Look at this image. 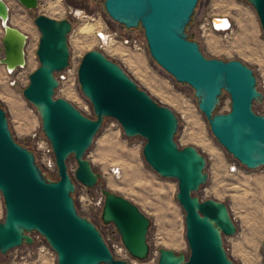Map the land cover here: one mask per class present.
I'll return each mask as SVG.
<instances>
[{"label":"water","instance_id":"water-1","mask_svg":"<svg viewBox=\"0 0 264 264\" xmlns=\"http://www.w3.org/2000/svg\"><path fill=\"white\" fill-rule=\"evenodd\" d=\"M34 9L37 0H16ZM255 12L264 33V0H244ZM198 0H103L108 17L125 28L142 29L149 56L164 71L191 87L196 107L222 148L248 169L264 165V115L253 102L263 98L252 69L238 59L205 57L184 31ZM37 66L29 72L22 97L35 110L40 131L49 144L56 178H48L34 154L17 143L0 106V255L23 244L32 245V233L41 236L54 253V264H131L112 255L96 226L80 215L71 197L74 180L93 187L99 174L85 158L104 118H113L127 138L143 139L141 156L162 178L176 181L175 199L182 208L187 253L159 247L156 264H233L222 245L235 226L227 206L199 199L195 193L207 179L205 157L192 145L174 140L178 119L140 88L123 67L97 49L86 51L76 68L78 90L93 117L56 96V73L69 64L68 19L37 14ZM2 64L7 72L25 65L27 36L9 22V7L0 0ZM228 94L226 112H216L219 96ZM75 162L73 178L67 159ZM99 218L111 224L128 255L137 262L149 255L146 235L150 220L128 199L106 188ZM264 264V240L261 242Z\"/></svg>","mask_w":264,"mask_h":264},{"label":"rangeland","instance_id":"rangeland-1","mask_svg":"<svg viewBox=\"0 0 264 264\" xmlns=\"http://www.w3.org/2000/svg\"><path fill=\"white\" fill-rule=\"evenodd\" d=\"M4 1L9 7L10 24L25 33L27 38L23 67L7 72L0 64V106L5 112L13 139L33 152L37 165L45 175L50 179L56 178L54 163L52 167L45 164L47 157L53 159L51 150L40 131L35 110L21 95L29 72L37 66L33 48L39 34L32 22L37 14L71 22L67 35L69 64L65 70L56 73L59 85L55 95L93 117L88 102L78 90L76 68L79 60L86 51L97 49L119 63L140 88L177 116L178 127L174 135L177 145H192L205 157L207 179L195 195L199 199L211 198L227 206L235 232L231 236H222V245L233 264H263L264 165L248 169L222 148L197 109L191 87L175 81L149 56L142 29L139 26L125 28L111 20L104 11L103 0H37V6L30 10L16 0ZM214 13L232 18V31L226 36L212 32L201 34L198 28L201 19ZM101 29L113 36L103 47L95 37ZM184 31L189 39L197 42L205 57L238 59L252 69L256 88L263 96L260 102H253L252 109L264 115V33L254 10L244 0H198ZM1 35L0 27V39ZM229 103L228 94L222 92L216 112L228 111ZM142 144L140 137H125L113 118H104L85 152L93 171L99 174L97 182L93 187L86 188L74 180L71 197L77 212L96 226L114 257L131 264H156L159 247L187 253L184 212L174 196L176 181L158 176L145 164L141 156ZM232 165L234 170L230 171ZM74 169L75 162L69 157L67 170L72 178ZM111 169L116 173H112ZM102 188L128 199L150 220L146 235L149 255L145 260L137 262L132 259L114 227L101 222ZM2 214L0 203V219ZM31 235L34 239L32 245L23 244L8 251L5 256L0 255V264H54L55 256L50 249L51 252L36 254L37 246L47 244L36 233Z\"/></svg>","mask_w":264,"mask_h":264},{"label":"built area","instance_id":"built-area-1","mask_svg":"<svg viewBox=\"0 0 264 264\" xmlns=\"http://www.w3.org/2000/svg\"><path fill=\"white\" fill-rule=\"evenodd\" d=\"M224 20L228 21V23H229V25L226 28H223L222 26H220V22H222ZM230 27H231L230 21L228 20V18L226 16L214 15V14L204 16L198 25V28H199L202 35L207 34L208 32H212V33H218V34H222L223 36H226V34L231 30ZM95 37L97 38L98 41L101 42V47H103L106 45V41L109 42L112 40L113 36L111 33L106 32L105 30L101 29L95 33ZM25 48H26V46L24 47V50H25ZM35 48L36 47L33 48L34 49L33 51H35ZM34 55H35V53H34ZM45 164L47 167H52L53 166V159L47 157L45 159ZM229 170L233 171L234 166L233 165L230 166ZM111 172L116 173L115 170H113V169H111ZM36 235H38V234H36ZM39 249H44V252H47V251L51 252L47 246L39 245L36 247V254L39 251ZM39 252H41V251H39Z\"/></svg>","mask_w":264,"mask_h":264},{"label":"bare ground","instance_id":"bare-ground-1","mask_svg":"<svg viewBox=\"0 0 264 264\" xmlns=\"http://www.w3.org/2000/svg\"><path fill=\"white\" fill-rule=\"evenodd\" d=\"M22 19V18H21ZM24 22V21H23ZM26 23V22H25ZM21 25H23V24H21ZM229 25V23H228V21H226V20H224V21H222V22H220V26H222L223 28H226L227 26ZM110 42V41H109ZM108 42V43H109ZM116 52V51H115ZM39 251H41V252H39ZM39 253H38V255H40V253H45L44 252V249H39Z\"/></svg>","mask_w":264,"mask_h":264},{"label":"crops","instance_id":"crops-1","mask_svg":"<svg viewBox=\"0 0 264 264\" xmlns=\"http://www.w3.org/2000/svg\"><path fill=\"white\" fill-rule=\"evenodd\" d=\"M214 15H223V16H226L228 18V20L230 21V26L231 24L233 23V20L232 18H230L228 15L226 14H221V13H214ZM15 27V26H14ZM232 30L229 31V33L231 32ZM0 203L2 204V201H1V197H0Z\"/></svg>","mask_w":264,"mask_h":264},{"label":"flooded vegetation","instance_id":"flooded-vegetation-1","mask_svg":"<svg viewBox=\"0 0 264 264\" xmlns=\"http://www.w3.org/2000/svg\"><path fill=\"white\" fill-rule=\"evenodd\" d=\"M26 147V146H25ZM27 148V147H26Z\"/></svg>","mask_w":264,"mask_h":264}]
</instances>
